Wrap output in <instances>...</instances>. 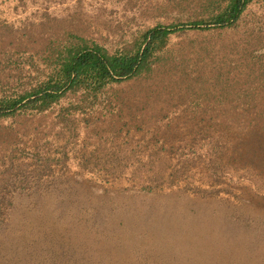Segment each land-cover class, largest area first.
Masks as SVG:
<instances>
[{"label":"rangeland","instance_id":"374dc122","mask_svg":"<svg viewBox=\"0 0 264 264\" xmlns=\"http://www.w3.org/2000/svg\"><path fill=\"white\" fill-rule=\"evenodd\" d=\"M0 0V99L59 53H136L134 76L0 115V264H264V0ZM147 39V40H146Z\"/></svg>","mask_w":264,"mask_h":264},{"label":"trees","instance_id":"16d2710c","mask_svg":"<svg viewBox=\"0 0 264 264\" xmlns=\"http://www.w3.org/2000/svg\"><path fill=\"white\" fill-rule=\"evenodd\" d=\"M250 1L228 0L225 8L215 16L214 24H233ZM202 26L208 27L209 24L191 21L155 25L146 32L149 40L136 53H109L98 44L69 47L65 53L58 54L55 72L49 78L18 98L0 99V115L13 112L21 106L44 108L75 86L90 84L96 87L134 76L146 64V58L151 52V40L162 39L180 28Z\"/></svg>","mask_w":264,"mask_h":264}]
</instances>
